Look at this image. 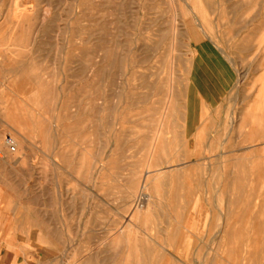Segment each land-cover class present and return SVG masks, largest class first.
Masks as SVG:
<instances>
[{
	"label": "rangeland",
	"instance_id": "1",
	"mask_svg": "<svg viewBox=\"0 0 264 264\" xmlns=\"http://www.w3.org/2000/svg\"><path fill=\"white\" fill-rule=\"evenodd\" d=\"M7 136L40 264H264V0H0Z\"/></svg>",
	"mask_w": 264,
	"mask_h": 264
},
{
	"label": "crops",
	"instance_id": "2",
	"mask_svg": "<svg viewBox=\"0 0 264 264\" xmlns=\"http://www.w3.org/2000/svg\"><path fill=\"white\" fill-rule=\"evenodd\" d=\"M15 115V113H13ZM0 174V264H40L33 253L34 242H26L23 223L10 224L7 220L23 219L24 201L18 194L12 195L7 187H23L22 175L19 173ZM31 239V238H29Z\"/></svg>",
	"mask_w": 264,
	"mask_h": 264
},
{
	"label": "bare ground",
	"instance_id": "3",
	"mask_svg": "<svg viewBox=\"0 0 264 264\" xmlns=\"http://www.w3.org/2000/svg\"><path fill=\"white\" fill-rule=\"evenodd\" d=\"M171 94H172V93H171ZM168 101H169V100H168ZM167 103H168V102H167ZM14 104H16V103H14ZM14 104H13V105H14ZM16 105H17V104H16ZM18 106H19V105H18ZM168 107H169V106H168ZM163 109H164V108H163ZM18 110H19V108H18ZM166 111H168V110L166 109ZM11 112H12V111H11ZM14 113L17 114V108H16V110L14 111ZM18 114H19V113H18ZM163 114H164V113H163ZM165 115H166V113H165ZM161 116H162V114H161ZM162 117H163V116H162ZM162 117H161V118H162ZM161 121H163V120L161 119ZM163 122H164V121H163ZM163 124H164V123H163ZM159 126H160V125H159ZM159 130H161V129H159ZM159 130H158V131H159ZM157 133H158V132H157ZM2 138H3V137H2ZM155 138H156V137H155ZM155 138H154V139H155ZM13 139H14V138H13ZM156 139H157V138H156ZM14 140H15V139H14ZM2 141H3V139L1 140V138H0V144L7 146L6 139L4 140V142H2ZM154 141H155V140H154ZM15 142H16V140H15ZM153 143H154V142H153ZM16 145L18 146V143H16ZM152 145L154 146V144H152ZM0 146H1V145H0ZM247 147H248V146H247ZM155 148H156V147H155ZM236 150H237V149H236ZM232 152H233V151H232ZM152 153H153V152H152ZM0 156H1V155H0ZM1 157H2V156H1ZM182 165H183V164H182ZM241 168H242V167H241ZM251 171H252V170H251ZM258 172H259V171H258ZM258 172H257V173H258ZM260 172H262V171H260ZM263 172H264V171H263ZM263 172H262V173H263ZM239 173H240V172H239ZM148 174H149V172H148ZM250 174H251V172H250ZM253 174H254V173H253ZM243 175H244V174H243ZM254 175H255V174H254ZM256 175H257V174H256ZM258 175H259V174H258ZM261 175H262V174H261ZM155 177H156V176H155ZM236 177H237V176H236ZM239 177H240V176H239ZM257 177H258V176H257ZM146 179H147V176L145 175V177H144V179H143L144 182L146 181ZM243 179H245V178H243ZM249 179H250V178H249ZM261 179H262V177H261ZM263 179H264V178H263ZM263 179H262V182H263ZM250 180H251V179H250ZM254 180H255V178H254ZM257 180H258V179H257ZM231 181H234V179L231 180ZM241 181H242V179H241ZM241 181H240V182H241ZM227 182H228V181H227ZM237 182H238V181H237ZM254 182H255V183H259L258 181H254ZM230 183H231V182H230ZM233 183H234V182H233ZM243 183H244V182H243ZM250 183H251V181H250ZM143 184H144V183H143ZM148 184H149V183H148ZM229 185H230V184H229ZM240 185H241V183H240ZM240 185H239V186H240ZM260 185H261V182H260ZM149 186H150V184H149ZM231 186H233V185H231ZM231 186H230V187H231ZM234 186H235V185H234ZM241 186H242V185H241ZM261 186H262V185H261ZM236 187H238V186H236ZM245 187H246V186H245ZM233 188H234V187H233ZM233 188H232L231 190H233ZM243 188H244V186H243ZM254 188H256V187H254ZM260 188H261V187H260ZM146 189H149V188H146ZM235 189L237 190V189H239V187H238V188H235ZM262 189H263V187H262ZM262 189H260V190H262ZM225 190H226V189H225ZM241 190H242V189H241ZM241 190H239V191L241 192ZM255 190H256V189H255ZM146 191H147V190H146ZM239 191H238V192H239ZM244 191H245V190H244ZM256 191H257V190H256ZM262 191H263V190H262ZM230 192H234V191H230ZM249 192H250V191H249ZM259 192H260V191H259ZM235 193H236V191H235ZM244 193H245V192H244ZM244 193L242 192V194H244ZM246 193H247V192H246ZM261 193H262V192H261ZM261 193H260V194H261ZM229 194H230V193H229ZM252 194H253V193H252ZM254 194H255V193H254ZM257 194H258V193H257ZM257 194H256V195H257ZM232 195H234V193H232ZM244 195H245V194H244ZM246 195H248V193H247ZM229 196H230V195H229ZM241 196H243V195H241ZM251 196H252V195H251ZM141 197H142V199H146L147 201H151V199H152V195H151V194H147V192L144 193V191H142V193H141ZM230 197H231V196H230ZM234 197H235V196H234ZM237 197H238V196H237ZM248 197H249V196H248ZM261 197H262V196H261ZM137 198L139 199V197H137ZM244 198H245V196H244ZM244 198H243V201L246 200V199H244ZM253 198H254V197H253ZM256 198H258V197L255 196V199H256ZM140 199H141V198H140ZM231 199H232V198H231ZM231 199H230V200H231ZM240 199H241V197H240ZM236 200H237V199H236ZM259 200H260V199H259ZM263 201H264V200H263ZM248 202H249V201H248ZM150 204H151V203H150ZM235 204H237V202H236ZM249 204H250V203H249ZM238 205H240V204H238ZM247 205H248V203H247ZM145 206H146V205H145ZM229 206H230V205H229ZM242 206H243V205H242ZM153 207H154V206H153ZM246 207H248V206H246ZM149 208H150V207H149ZM240 208H241V207H240ZM260 208H261V207H260ZM149 210H150V209H149ZM239 210H241V209H239ZM263 210H264V208H263ZM150 211H151V210H150ZM244 211H245V210H244ZM257 211H259V210H257ZM261 211H262V210H261ZM140 213H141V212H139V214H140ZM240 213H241V211H240ZM251 213H252V212H251ZM245 214H246V213H244V215H245ZM259 214H260V213H259ZM250 215L252 216V214H250ZM256 215H257V214H256ZM252 217H253V216H252ZM261 217H262V216H261ZM232 218H233V217H232ZM250 218H251V217H250ZM254 218H256V217H254ZM254 218H252V219H254ZM242 219H243V218H242ZM256 219H257V218H256ZM230 220H231V219H230ZM250 220H251V219H250ZM258 220H259V219H258ZM262 220H263V218H262ZM241 221H243V220H241ZM248 221H249V220H248ZM248 221H247V222H248ZM263 221H264V220H263ZM249 222H250V221H249ZM249 222H248V224H249V226H250V223H249ZM256 222H257V221H255L254 224H255ZM259 222L261 223V221H259ZM259 222H258V223H259ZM251 223H253V222L251 221ZM134 224H135V223H134ZM246 224H247V223H246ZM254 224H253V225H254ZM135 225H136V224H135ZM240 225H241V224H240ZM251 225H252V224H251ZM253 225H252V226H253ZM226 226H227V225H226ZM247 226H248V225H247ZM249 226H248V227H249ZM258 226H259V225H258ZM137 227H138V226H137ZM263 227H264V225H263ZM224 228H225V227H224ZM226 228H227V227H226ZM257 228H259V227H257ZM245 229H246V228H245ZM252 229H253V228H252ZM239 230H240V229H239ZM254 230H255V229H254ZM244 231H245V230H244ZM249 231H250V230H249ZM253 232H254V231H253ZM256 232H257V230H256ZM222 233H223V232H222ZM240 233H241V232H240ZM243 233H247V232H243ZM247 234H249V233H247ZM240 235H242V234H240ZM244 236H245V235H244ZM245 237H246V236H245ZM259 237H260V236H259ZM263 237H264V236H263ZM223 238H224V237H222L221 239H223ZM249 238H250V237H249ZM261 238H262V237H261ZM243 239H244V238H243ZM258 239H259V238H258ZM258 239H257V240H258ZM260 240H261V239H259L258 241H260ZM236 241H237V240H236ZM241 241H242V240H241ZM255 241H256V240H255ZM258 241H257V242H258ZM262 241H263V240H262ZM242 242H243V241H242ZM252 242H254V241H252ZM181 243H182V242H181ZM239 243H240V242H239ZM249 244H250V243H249ZM226 246H227V243H226ZM249 246H250V245H249ZM259 246H260V244H259ZM251 247H252V246H251ZM262 247H263V245H262ZM240 248H241V247H240ZM249 248H250V247H249ZM263 250H264V248H263ZM236 256H238V255L236 254ZM248 256H249V255H248ZM263 257H264V256H263ZM248 258H249V257H248ZM252 258H254V257H252ZM252 258H251V260H252ZM257 261H258V260H257Z\"/></svg>",
	"mask_w": 264,
	"mask_h": 264
},
{
	"label": "built area",
	"instance_id": "4",
	"mask_svg": "<svg viewBox=\"0 0 264 264\" xmlns=\"http://www.w3.org/2000/svg\"><path fill=\"white\" fill-rule=\"evenodd\" d=\"M6 143H7V146L8 148L11 150V151H16V142L15 140L13 139L12 136H7L6 138Z\"/></svg>",
	"mask_w": 264,
	"mask_h": 264
}]
</instances>
